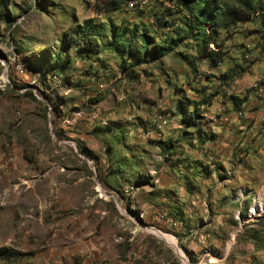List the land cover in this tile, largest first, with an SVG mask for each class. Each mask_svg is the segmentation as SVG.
Instances as JSON below:
<instances>
[{
    "label": "rangeland",
    "instance_id": "obj_1",
    "mask_svg": "<svg viewBox=\"0 0 264 264\" xmlns=\"http://www.w3.org/2000/svg\"><path fill=\"white\" fill-rule=\"evenodd\" d=\"M112 1L0 11V247L16 252L0 264H264V206L251 211L264 200V12L218 30L214 65L176 31L183 8ZM159 8L173 27L155 29ZM90 19L107 28L97 53L67 43ZM111 22L176 45L135 62L108 47Z\"/></svg>",
    "mask_w": 264,
    "mask_h": 264
},
{
    "label": "trees",
    "instance_id": "obj_2",
    "mask_svg": "<svg viewBox=\"0 0 264 264\" xmlns=\"http://www.w3.org/2000/svg\"><path fill=\"white\" fill-rule=\"evenodd\" d=\"M123 0H113L112 7L121 4ZM159 2H170L169 8L179 7L183 8L185 21L184 26L176 28V31H186V34L195 33L197 39L203 43L201 56L208 58L214 65H217L224 58L222 50H209L211 43H216L217 40L214 35H217L220 28L229 29L233 24L238 22H247L253 19L255 13L264 12V0H235L232 3H227L221 0H157ZM7 0H0V11L3 12ZM168 5V4H166ZM173 13V12H171ZM169 14L161 13L160 8L153 11L152 18L155 29L165 27H173V21H169ZM112 33L110 35L108 45L112 50L122 53L124 56L133 58L136 61H142L148 56L159 57L165 55L173 49L176 45L174 41L177 38L168 35L160 41H153V38L148 34L149 29L145 25L141 27L142 32L139 43L133 42V33L139 28V25L121 26L115 22L110 24ZM132 31V34H126V31ZM154 36V35H153ZM152 36V37H153ZM107 37V28L105 23H94L92 19L86 20L84 25L76 28L72 36L67 41L68 45L77 44L85 50L98 52L100 47L104 45L101 43L102 38ZM220 47V44L217 46ZM63 50L55 53L49 59L48 64L57 66L56 63L61 62ZM125 56V57H126ZM124 57V69L134 66V62L128 63V58ZM16 252L13 249L0 247V258L10 259L12 254Z\"/></svg>",
    "mask_w": 264,
    "mask_h": 264
},
{
    "label": "bare ground",
    "instance_id": "obj_3",
    "mask_svg": "<svg viewBox=\"0 0 264 264\" xmlns=\"http://www.w3.org/2000/svg\"><path fill=\"white\" fill-rule=\"evenodd\" d=\"M255 205L252 207L253 212H256L257 210L262 209V207L264 206V200L262 199L261 195H257L256 199H255ZM167 240H170L172 243V247L174 248V250L182 257L181 259H183L184 263H187V256L186 254L183 252V250H181L175 242H173L170 238H167Z\"/></svg>",
    "mask_w": 264,
    "mask_h": 264
},
{
    "label": "built area",
    "instance_id": "obj_4",
    "mask_svg": "<svg viewBox=\"0 0 264 264\" xmlns=\"http://www.w3.org/2000/svg\"><path fill=\"white\" fill-rule=\"evenodd\" d=\"M130 5L135 6V0H130Z\"/></svg>",
    "mask_w": 264,
    "mask_h": 264
}]
</instances>
